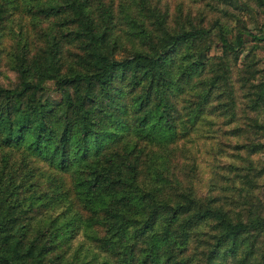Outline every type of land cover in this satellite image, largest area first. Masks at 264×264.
<instances>
[{
    "label": "trees",
    "instance_id": "16d2710c",
    "mask_svg": "<svg viewBox=\"0 0 264 264\" xmlns=\"http://www.w3.org/2000/svg\"><path fill=\"white\" fill-rule=\"evenodd\" d=\"M237 3L0 0V264H264Z\"/></svg>",
    "mask_w": 264,
    "mask_h": 264
},
{
    "label": "rangeland",
    "instance_id": "374dc122",
    "mask_svg": "<svg viewBox=\"0 0 264 264\" xmlns=\"http://www.w3.org/2000/svg\"><path fill=\"white\" fill-rule=\"evenodd\" d=\"M246 0H238L237 7L238 10H235V17H238L240 19V22L245 24L247 28L251 29L252 27L260 28L264 32V10L261 8L259 11V14H254L253 10H250L246 8L247 6H243L244 4L246 5ZM243 3V4H242ZM174 2H171L170 4V12H174ZM234 19V17H233ZM250 43L246 44L245 49L248 51L250 49ZM256 54V59H257V70L255 73V79L258 81L260 80L259 78L263 77L264 74V47H260L256 49L255 51ZM16 82L15 74L12 72V70L9 68V66L2 60L0 62V84L5 85V86H11ZM261 113V123L264 126V106L260 110ZM260 138V137H259ZM236 139L230 138L229 142H234ZM260 141L263 144V149L262 152L260 153L259 157L261 158L262 161H260L261 167L264 170V136L260 138ZM229 162V161H226ZM259 184V190L257 191L256 195L259 198V200H262L264 203V175L263 178L260 180Z\"/></svg>",
    "mask_w": 264,
    "mask_h": 264
}]
</instances>
